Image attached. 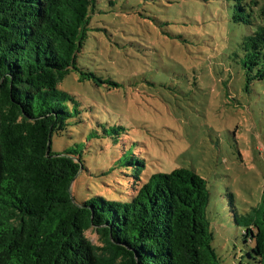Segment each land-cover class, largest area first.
Returning a JSON list of instances; mask_svg holds the SVG:
<instances>
[{
  "label": "trees",
  "instance_id": "trees-1",
  "mask_svg": "<svg viewBox=\"0 0 264 264\" xmlns=\"http://www.w3.org/2000/svg\"><path fill=\"white\" fill-rule=\"evenodd\" d=\"M101 1L0 0V264H223L207 181L188 168L148 174L144 143L125 138L122 126L110 135L105 114L95 119L103 127L96 135L119 147L116 165L132 170V193L84 202L73 195L85 150L55 153L52 139L96 118V107L61 88L69 75L117 84L88 58L96 32L109 36L114 27ZM232 1L233 21L251 28L238 45L247 81H263L264 0ZM234 221L252 243L249 258L264 264V191L259 206Z\"/></svg>",
  "mask_w": 264,
  "mask_h": 264
},
{
  "label": "rangeland",
  "instance_id": "rangeland-1",
  "mask_svg": "<svg viewBox=\"0 0 264 264\" xmlns=\"http://www.w3.org/2000/svg\"><path fill=\"white\" fill-rule=\"evenodd\" d=\"M101 3L114 27L107 26L109 36L96 32L88 58L117 84L97 87L69 75L61 88L85 107H96V118L52 139L55 153L85 150L86 170L72 185L75 199L124 200L132 193L125 177L132 170L116 165L119 147L96 135L103 132L102 113L111 121L110 135L122 126L125 138L144 143L148 174L176 168L200 174L211 193L208 216L217 254L223 264H254L252 243L234 221V214L259 206L264 191V80L248 83L238 47L251 28L233 21L232 0ZM86 235L100 244L95 231Z\"/></svg>",
  "mask_w": 264,
  "mask_h": 264
}]
</instances>
